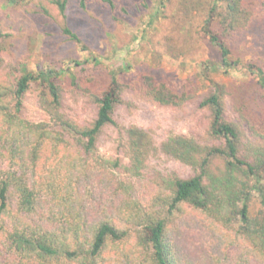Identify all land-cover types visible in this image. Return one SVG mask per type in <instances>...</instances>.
Masks as SVG:
<instances>
[{
    "label": "trees",
    "instance_id": "16d2710c",
    "mask_svg": "<svg viewBox=\"0 0 264 264\" xmlns=\"http://www.w3.org/2000/svg\"><path fill=\"white\" fill-rule=\"evenodd\" d=\"M85 1L80 0L83 8ZM106 1L113 7V0ZM0 3L44 14H50L47 5H53L65 16L69 0ZM263 15L264 1L252 7L248 0H212L201 30L216 47L218 59L202 63L204 70H236L240 63L238 57L233 58L237 34L247 31ZM62 32L69 40L81 42L67 25ZM7 36L0 33V52ZM92 61L100 62L97 58ZM245 68L255 86L252 92H243L241 105L246 116L255 118L257 110L264 121V66L247 62ZM65 72L70 73L69 65L59 70L40 69L35 74L22 65L11 82L0 79V257L5 258L0 264H104L109 249L117 253L113 258L116 261L121 253L129 257L126 253L131 252L139 264H191L190 256L182 254L171 240L165 217L144 211L133 230L136 249H129L126 244L131 233L125 224L137 216L135 211L126 210L129 199L111 197L109 207L98 212L97 205L110 183L109 168L121 167L118 159L101 154L97 140L103 129L114 123V110L122 100V83L114 70L106 83L89 77L87 90L96 113L87 125H77L64 119L58 110L62 91L59 81ZM137 75L134 82L139 91L158 104L179 106L199 98L198 106L208 110L209 133L217 141L202 144L184 134L161 140L158 148L162 152L193 171L188 177L175 174L165 180L161 210L166 207L172 214L188 207L234 229L248 243L246 254L263 262L264 143L242 149V133L226 117L222 86L206 71L202 75L210 89L205 94L199 93V80L190 76L168 81L151 73ZM32 81L43 87L41 100L53 114V124L29 121L20 115L22 99ZM71 82L75 83L73 76ZM126 133L128 170L139 174L157 146L141 127L128 126ZM44 155L49 166L45 175H39ZM214 159L222 161L217 172L212 169ZM254 197L258 209L252 208Z\"/></svg>",
    "mask_w": 264,
    "mask_h": 264
},
{
    "label": "rangeland",
    "instance_id": "374dc122",
    "mask_svg": "<svg viewBox=\"0 0 264 264\" xmlns=\"http://www.w3.org/2000/svg\"><path fill=\"white\" fill-rule=\"evenodd\" d=\"M248 1L255 7L264 0ZM211 3L212 0H113L112 7L106 0H86L83 8L80 0H69L65 16L53 5H47L50 14H44L0 3V33L8 35L0 52V79L11 82L22 65L34 74L40 69L59 70L69 65L70 73L62 74L59 81L62 91L58 110L64 119L87 125L96 113V104L87 90L89 77L106 83L114 70L122 83V100L114 110V123L103 129L97 146L105 157L118 159L121 167L109 168L110 183L97 205L98 212L109 207L111 197L129 199L126 210L137 213L125 224L131 233L126 244L129 249L135 248L134 228L143 212L149 211L165 217L171 240L182 254L190 256L191 264H264L246 254L248 243L234 229L188 207L172 214L167 213L166 207L161 210L165 180L175 174L188 177L193 172L162 152L158 148L161 140L184 134L202 144L217 141L209 133L208 110L198 106L199 98L179 106L161 105L142 94L134 82L138 73H151L168 81L190 76L199 80V93L205 94L210 89L202 75L206 71L222 86L226 117L240 129L242 149L264 143L261 112L256 110L255 118L246 116L240 102L243 92L250 93L255 86L245 65L255 62L264 66V15L247 31L237 34L233 58L238 57L240 63L236 70H204L202 63L211 64L218 59L216 47L201 30ZM64 25L80 37V43L68 39L62 32ZM92 58L100 62H93ZM74 60L81 64L70 62ZM72 76L75 83L71 82ZM42 90L39 82H31L22 99L20 115L29 121L53 124V114L41 100ZM133 125L145 129L157 146L148 154L139 174L128 170L126 128ZM47 166L49 160L44 155L39 175H45ZM221 167L222 161L214 159V172ZM37 179L41 182V177ZM116 192L121 194L115 196ZM254 198L252 208L258 209ZM116 254L109 249L104 254V264H139L131 252L126 253L129 257L121 253L118 261L113 259Z\"/></svg>",
    "mask_w": 264,
    "mask_h": 264
}]
</instances>
